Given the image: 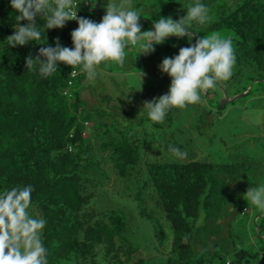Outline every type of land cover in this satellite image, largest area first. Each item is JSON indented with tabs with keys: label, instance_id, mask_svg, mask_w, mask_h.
Masks as SVG:
<instances>
[{
	"label": "trees",
	"instance_id": "1",
	"mask_svg": "<svg viewBox=\"0 0 264 264\" xmlns=\"http://www.w3.org/2000/svg\"><path fill=\"white\" fill-rule=\"evenodd\" d=\"M77 1L79 12L86 9V0ZM96 2L102 18L107 0ZM162 3L163 13L178 20L195 2ZM214 9L217 20L206 29L234 33L239 71L228 81L238 83L232 94L245 91L251 82H264V0H222ZM16 15L10 0H0V192L33 186L30 213L46 220L42 240L48 264H149V254H143L147 245L125 237L130 226L145 218L152 225V247L162 255L161 264H264V212L256 214L250 243L238 241L233 225L236 204H241L240 212L248 211L244 194L255 187L257 171L252 162L215 163L174 155L169 146L181 152L184 147L167 136L165 127L177 109L154 123L131 88L116 99L105 85V76L119 68L116 63H105L110 69L93 80L79 67L71 76L73 69L64 64L47 78L40 76L38 64L27 69L26 57H35L46 44L55 47L57 37L62 46L72 47L71 21L62 29L44 31L46 19L38 17L41 39L10 47L6 38L14 33ZM204 26L193 23L189 30L197 33L195 39L204 34ZM188 44L187 37H171L153 53L141 57L139 51L135 58H142L144 65L151 62L155 71L159 52L173 57ZM242 68L247 75L240 83ZM159 75L157 71L153 77ZM252 86L243 95L251 94ZM210 91L203 93L205 98ZM148 92V101L163 95ZM120 178L137 185L129 196L136 203L132 217L92 203L101 193L115 194ZM155 215L166 220L168 231Z\"/></svg>",
	"mask_w": 264,
	"mask_h": 264
},
{
	"label": "clouds",
	"instance_id": "2",
	"mask_svg": "<svg viewBox=\"0 0 264 264\" xmlns=\"http://www.w3.org/2000/svg\"><path fill=\"white\" fill-rule=\"evenodd\" d=\"M95 3L92 2L93 6ZM10 5L18 13L14 33L6 38L10 47H23L41 39L38 17L46 19L44 31L62 29L69 21H76L78 25L70 33L72 47L62 46L57 37L55 47L46 44L35 57H26L25 67L32 69L38 64L42 78L51 76L64 64L71 69L81 68L87 79L93 80L102 63L124 66L126 50L131 47L139 45L143 50L140 55H148L155 51L154 45H162L171 37H187L188 46L181 47L173 57H165L158 66L170 78L168 92L143 101L141 110H147L154 123L162 122L173 108L201 103L202 93L233 76L236 55L231 38L212 33L197 36L192 43L197 34L189 30L193 23L205 25L209 19V10L200 0L188 5L186 15L180 19L161 17L147 31H142V15L134 9L131 0H107L99 23L78 16L80 5L75 0H10ZM21 21L27 23L21 24ZM137 71L143 83L147 74ZM70 75L77 73L71 71ZM169 150L178 157L187 155L176 147L169 146ZM33 191L29 184L0 192V264H48V250L42 240L46 220L30 213ZM244 197L264 212V186L248 187Z\"/></svg>",
	"mask_w": 264,
	"mask_h": 264
},
{
	"label": "rangeland",
	"instance_id": "3",
	"mask_svg": "<svg viewBox=\"0 0 264 264\" xmlns=\"http://www.w3.org/2000/svg\"><path fill=\"white\" fill-rule=\"evenodd\" d=\"M221 1L200 0L209 10V19L203 27L205 30L204 36L217 33L221 37L233 38L234 33L230 29H206L207 26H211L216 22L217 12L214 7ZM193 2L196 3L197 0H193ZM131 4L142 15L140 18L142 31L151 30L153 22L159 18L170 16L163 13L162 0H131ZM89 8H80L82 17L98 22V14L91 11L92 7ZM171 9L172 5L166 7L168 11ZM158 46L160 45H154V47ZM141 50L139 45L127 49L124 66L115 67L113 69L114 75L105 76L107 77L105 78L107 84L104 82L103 84L107 85V89L113 92L112 95L116 99L121 98V94L127 91L128 88L132 89L133 97H136L138 101H145V97L148 98V95H150L148 91H153L157 95L168 92L170 78L166 74H162L158 66L154 71L151 62L146 61L144 65L142 58L134 59L139 51V54L142 53ZM155 58L158 60V65H160L164 59V54L159 52ZM104 64H101L103 68H100L98 72L101 77L104 71L110 69L104 67ZM137 70L147 74L143 79V83ZM157 71L160 73V77L155 78L153 74ZM234 71H239L237 63L234 66ZM240 71L239 82L243 83L246 81L247 73L243 68ZM97 77L99 78L98 75ZM237 84L235 81L223 82V85L218 84L220 87L217 86L215 89H211V93L207 98L202 93L201 104H192L183 109L175 110L171 123L168 126L166 123L164 125H166L165 128L168 132L167 136H173L178 143L183 145L182 152H194V154L191 153L189 156L182 157L183 160L188 159L187 157L215 163L250 160L257 169L254 176L256 177L254 179L255 186H264V82L255 81L251 94L238 96L234 101H227L222 104L225 101L224 91H227L229 98L239 94H232L237 88ZM218 104H220L219 108ZM136 187L137 185L129 179L120 178V188L116 190L115 194L101 193L93 199L92 203L98 209H114L122 211L127 217H132L135 214L136 203L129 196L132 197V193H136ZM245 205L248 207V211L244 213L240 212L241 204L235 205L233 225L237 228L238 241L246 244L252 242L253 226L258 220L256 214L260 210L246 200ZM154 218L155 221L158 219L163 223L168 231V224L165 219L162 221L160 215H155ZM153 232L152 225L146 218L139 219L137 224L129 227L125 237L130 243H135L138 246L145 247L147 245L143 254L144 256L147 255L146 253L149 254L148 257H145L149 264H161L162 255L155 253L152 247Z\"/></svg>",
	"mask_w": 264,
	"mask_h": 264
},
{
	"label": "water",
	"instance_id": "4",
	"mask_svg": "<svg viewBox=\"0 0 264 264\" xmlns=\"http://www.w3.org/2000/svg\"><path fill=\"white\" fill-rule=\"evenodd\" d=\"M84 7H85L86 9H90V8H89V0H86V1H85ZM91 11H93V12H95V13L98 14V22H97V23H99V22L101 21V16H100V11H99V4H98V2L95 3V6L92 7ZM194 42H195V35H194V37H193V41H192V43H194ZM253 83H254V82H251V83L249 84V86L246 88V90L243 91V92H241V94L239 93V94H237V95H235L234 97H231V98L228 97L227 91H224L225 101H223L222 104H224V103L227 102V101H232V100H234L236 97L243 95L245 92H247V91L251 88V86L253 85Z\"/></svg>",
	"mask_w": 264,
	"mask_h": 264
},
{
	"label": "built area",
	"instance_id": "5",
	"mask_svg": "<svg viewBox=\"0 0 264 264\" xmlns=\"http://www.w3.org/2000/svg\"><path fill=\"white\" fill-rule=\"evenodd\" d=\"M75 2L78 4V1L77 0H75ZM78 10V9H77ZM78 16H80V12H79V10H78ZM77 28V23H76V21H71V23H70V28H69V31H68V33H69V36H70V44L72 45V40H71V35H70V33H71V31L72 30H74V29H76ZM72 71H75L76 73H77V71L75 70V69H73ZM68 84L70 85V81L68 82ZM246 209V207H244L243 208V210H245ZM246 211V210H245Z\"/></svg>",
	"mask_w": 264,
	"mask_h": 264
}]
</instances>
